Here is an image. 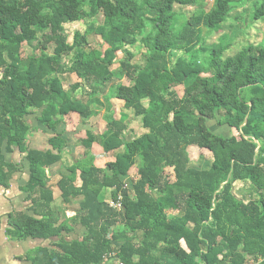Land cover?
<instances>
[{"label": "trees", "instance_id": "16d2710c", "mask_svg": "<svg viewBox=\"0 0 264 264\" xmlns=\"http://www.w3.org/2000/svg\"><path fill=\"white\" fill-rule=\"evenodd\" d=\"M176 5L192 8L181 23ZM232 5L0 0V183L15 170L7 157L17 149L28 161V189L39 194L32 214L12 217L14 231L58 239L33 264H111L104 255L113 249L124 264H264V44L247 43L223 57L229 45L208 47L202 33L219 30ZM262 18L259 0L250 22ZM79 21L84 29L70 37L67 25ZM91 37L99 47L90 45ZM136 42L145 51L141 65L127 48ZM24 44L30 55H23ZM103 44L122 54L119 71L140 86L116 82ZM64 75L77 80L65 87ZM126 110L145 129L129 141L123 139ZM217 113L238 136L209 129L207 119ZM73 115L84 121L100 115L104 124L84 130L82 156L57 181L62 202L74 211L71 221L83 229L67 238L68 225L51 218L46 168L69 151L67 130L59 126ZM32 116L42 128L32 126ZM39 128L46 145L30 146L28 137ZM95 144L105 153L123 151L112 167L98 166L88 152ZM189 147L210 154L207 167L191 164ZM238 181L252 185L258 198H237ZM119 193L117 211L107 200Z\"/></svg>", "mask_w": 264, "mask_h": 264}, {"label": "rangeland", "instance_id": "374dc122", "mask_svg": "<svg viewBox=\"0 0 264 264\" xmlns=\"http://www.w3.org/2000/svg\"><path fill=\"white\" fill-rule=\"evenodd\" d=\"M259 0H233L232 8L228 14V17L226 20L221 24V28L217 31H210L207 32L205 28H203V38L206 46L212 47V46H219L222 45H229L228 48L224 51L223 57L233 55L236 53L242 46L246 45L247 43H252L255 45H263L264 44V18L259 20H254L253 22H250L251 13L253 11L255 3H257ZM212 3V0H210V4ZM176 10L180 14L179 17V23L184 21V18L188 17L189 14L192 12V8L185 7V6H179L176 5ZM95 18L101 23L103 21V16L101 13H97L95 15ZM84 29V23L82 21L72 23L67 25L66 30L69 34V36H72V33L74 30ZM100 40L94 39L93 37L90 38V45L94 47H99ZM107 45L103 44L101 46V49L105 52V57L107 62L110 64L111 68L114 69L116 72V82H120L123 84H131L135 86H140L139 82L137 81H129L127 78L124 77V75L119 71L118 69V62L121 58H123L122 54L120 52L115 53L112 50H105ZM127 48L129 51L133 54V61L137 64H142L144 60L145 51L142 47H140L139 43H133L132 45H127ZM23 55H30L31 49L27 45H23L22 49ZM203 56V55H202ZM201 56V58H202ZM64 86L68 87L72 82L76 81L77 78L75 75H64L62 76ZM178 91L180 92L181 89L178 88ZM113 103L115 104L114 111L117 112L118 108V101H116L114 98L112 99ZM128 112V118L125 120L128 128L125 131V134L123 135L124 141H129L132 138L142 134L145 132V129L141 126L140 117L134 116L131 111L126 110ZM100 113H103V110H101ZM32 119H35L32 116ZM32 121V120H31ZM103 120L100 115L91 117L89 120H82L77 115L71 116L70 119H67L64 124L61 123L60 128H64L67 130L66 137L68 139V150L64 155L62 160L60 161L61 164H59V169H62L61 171L67 172L66 165H69L72 161V159H76L80 156H82V147L80 145L79 139L84 136V130L86 128H92L94 131H99L103 128ZM207 126L211 131H213L216 134L226 136L235 134V136H238L236 131L231 127L229 121L222 117L220 114H216L214 118H208L206 122ZM33 125H38L41 127L39 123H33ZM92 126H95L92 127ZM42 128V127H41ZM45 131V130H44ZM37 133H33L34 136H38L40 140H34L35 142H38L40 145L39 147H44L46 145V135L43 134L42 130L39 128L37 131H33ZM47 134V133H46ZM190 155L192 157L193 163H191L194 166L198 167H207L210 159V154L206 150H199L198 148L189 147ZM122 148H118L116 150H113L110 153H103L102 149L97 146L96 144L93 146V148L88 150L90 153H94L96 155V165L98 166H104L105 164L107 166L112 167L113 161H114V155L116 153H121ZM136 167H133L131 169V173L135 172ZM126 183L129 185L128 180H126ZM130 186V185H129ZM106 191H109L107 189ZM234 194L237 196V198L242 200H249V199H257V190L250 185L247 182L244 181H238L234 183ZM75 205V204H72ZM71 207V206H70ZM68 210V211H66ZM71 209L67 208V205H65L64 209L60 210L61 214H63L62 221L66 225H68V222L73 218H68L69 216H73L74 212L70 211ZM60 214V212H59ZM60 216V215H59ZM66 216V218H65ZM61 220V219H60ZM71 226V225H70ZM83 234V229L81 228L80 231L76 232L75 236H81Z\"/></svg>", "mask_w": 264, "mask_h": 264}, {"label": "crops", "instance_id": "0c3cea01", "mask_svg": "<svg viewBox=\"0 0 264 264\" xmlns=\"http://www.w3.org/2000/svg\"><path fill=\"white\" fill-rule=\"evenodd\" d=\"M33 117L35 118V116ZM30 120H32L31 122L34 124L36 123L35 119H32V117ZM33 133L37 132L32 131L30 133L27 143L30 146L39 147L40 144L34 140L40 139L38 136H34ZM120 148H122L123 151V147ZM23 156L24 155L20 154L17 149H15L11 155H8L7 161L14 166L15 170L12 172L9 179L5 181L4 185L0 183V264H33L36 255L39 253L38 251L42 247L50 248L52 247V243L58 240H56V238L41 239L32 236L23 237L21 233L14 231V227L11 223L12 217H17L19 214H32L30 210L32 199L39 194L37 192L32 195L28 189V161ZM59 164H61L60 161L46 168V187L51 189L54 198L51 204L53 210L51 218L56 225L64 223V221H62L63 214H61L60 210L65 207L57 187V181L60 175L65 172L59 169ZM70 211L74 212L72 209ZM36 217L39 216L36 215ZM72 217H74V213L73 216H69L68 218ZM68 228L69 231L67 233L62 232V235L67 238L79 237L75 236L76 232L81 230L79 224L73 223V221L70 220L68 222Z\"/></svg>", "mask_w": 264, "mask_h": 264}, {"label": "built area", "instance_id": "2783aa9c", "mask_svg": "<svg viewBox=\"0 0 264 264\" xmlns=\"http://www.w3.org/2000/svg\"><path fill=\"white\" fill-rule=\"evenodd\" d=\"M125 187H129V185L125 182ZM122 195L119 193L116 198H110L107 200L108 206L114 210H120L122 206ZM104 259L111 262V264H124L118 257L116 251L113 249L109 253L104 255Z\"/></svg>", "mask_w": 264, "mask_h": 264}]
</instances>
